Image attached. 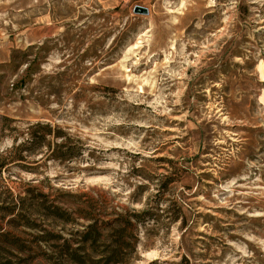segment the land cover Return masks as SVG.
<instances>
[{
  "label": "rangeland",
  "instance_id": "374dc122",
  "mask_svg": "<svg viewBox=\"0 0 264 264\" xmlns=\"http://www.w3.org/2000/svg\"><path fill=\"white\" fill-rule=\"evenodd\" d=\"M263 91L264 0H0V264H264Z\"/></svg>",
  "mask_w": 264,
  "mask_h": 264
},
{
  "label": "trees",
  "instance_id": "16d2710c",
  "mask_svg": "<svg viewBox=\"0 0 264 264\" xmlns=\"http://www.w3.org/2000/svg\"><path fill=\"white\" fill-rule=\"evenodd\" d=\"M25 200L20 197V195L15 196V202L12 207L9 208H0L3 212H7L8 214H13L15 212H18V210H21V208L24 206ZM54 214L58 218L61 217V211L62 209L58 206H54ZM18 219H21L23 216L22 213L17 214ZM22 220V219H21ZM114 224L119 223V220L116 219L113 221ZM113 223H107L106 226H113ZM115 232V236L113 238H117V240L112 241L110 245L104 246L101 245V233L98 231L97 225H91L87 233L84 235V244H87L88 241H90V246L88 251L84 248L78 247L76 249L64 245L61 247H56V251L47 259L50 264H65L66 261H71L72 264H86L87 262L84 261L83 258H88L89 262L91 264H125L122 253H123V243L121 240V233L124 231L123 228H115L113 229ZM43 240H45L44 237H42ZM40 241H42L40 239ZM101 247H104V249H101ZM84 251L86 252L84 255H80V253ZM98 257L99 259H94Z\"/></svg>",
  "mask_w": 264,
  "mask_h": 264
},
{
  "label": "water",
  "instance_id": "95a60500",
  "mask_svg": "<svg viewBox=\"0 0 264 264\" xmlns=\"http://www.w3.org/2000/svg\"><path fill=\"white\" fill-rule=\"evenodd\" d=\"M135 13H137V14L147 15V14H148V10L145 9V8L136 7V9H135Z\"/></svg>",
  "mask_w": 264,
  "mask_h": 264
},
{
  "label": "bare ground",
  "instance_id": "6f19581e",
  "mask_svg": "<svg viewBox=\"0 0 264 264\" xmlns=\"http://www.w3.org/2000/svg\"><path fill=\"white\" fill-rule=\"evenodd\" d=\"M261 99L264 101V91H263V94L261 96ZM220 112V111H219ZM218 112V113H219ZM225 143L223 141L219 142L218 145H224Z\"/></svg>",
  "mask_w": 264,
  "mask_h": 264
}]
</instances>
